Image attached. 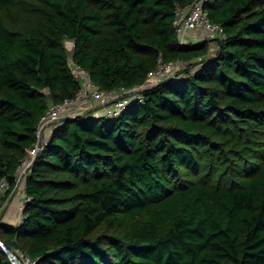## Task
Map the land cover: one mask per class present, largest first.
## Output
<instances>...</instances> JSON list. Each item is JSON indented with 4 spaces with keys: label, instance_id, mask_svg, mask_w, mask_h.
Instances as JSON below:
<instances>
[{
    "label": "trees",
    "instance_id": "1",
    "mask_svg": "<svg viewBox=\"0 0 264 264\" xmlns=\"http://www.w3.org/2000/svg\"><path fill=\"white\" fill-rule=\"evenodd\" d=\"M194 1L0 0L5 196L49 102L80 88L67 38L105 89L143 83L159 57L195 59L117 115L54 126L26 178L23 221L0 220L36 264H264V0H201L226 31L205 56L206 39L177 34L178 10ZM8 9L32 27L11 25ZM231 144L248 155L229 157ZM207 159L218 174L234 164L236 182ZM0 264H11L1 249Z\"/></svg>",
    "mask_w": 264,
    "mask_h": 264
},
{
    "label": "built area",
    "instance_id": "2",
    "mask_svg": "<svg viewBox=\"0 0 264 264\" xmlns=\"http://www.w3.org/2000/svg\"><path fill=\"white\" fill-rule=\"evenodd\" d=\"M178 38L181 43H186V38L192 31H205L212 37L223 38L226 34L224 25L215 22L209 16L207 9L201 0H195L189 7L178 10V18L175 21ZM70 39V45L66 41ZM68 51L69 65L71 71L79 79L80 88L75 97H67L62 101H50L46 112L42 115L37 126V141L28 149L27 156L22 160L17 170L16 184L13 191L5 196L9 186L6 179L1 180L0 194V220H2L1 209L5 202L7 206L16 197L17 208L20 212L14 224H20L24 218V207L29 199L26 189V178L32 170L37 155L44 147L52 134L54 126L65 117L78 116L92 112L94 115L114 116L122 112L136 98L142 99L138 90L134 87L119 86L105 89L93 79L90 71L78 63L73 52L76 46L74 39L65 40ZM181 60L164 61L159 57L157 66L148 72L147 85L152 86L169 76H176L182 67ZM146 86V87H149ZM0 249L8 256L11 264H36L34 258L26 250L9 244L0 234Z\"/></svg>",
    "mask_w": 264,
    "mask_h": 264
},
{
    "label": "rangeland",
    "instance_id": "3",
    "mask_svg": "<svg viewBox=\"0 0 264 264\" xmlns=\"http://www.w3.org/2000/svg\"><path fill=\"white\" fill-rule=\"evenodd\" d=\"M27 1H28V3L30 5H33L34 3H36L35 0H27ZM8 11H9V15H7V16L9 17V21H10L11 25H13V26H21L23 28H30V27H32L31 24H33V21H34L33 18H31L30 16L28 17L27 15L24 16L23 14L22 15H16L15 14V12H16L15 10L14 11L11 10V12H10V10L8 9ZM18 18H20V20H22V21H19ZM217 38L218 37H212L211 35H209L205 31L196 30V31H192V32L189 33V36H187L186 41L187 42H191V41L194 42V41L206 39L207 42H208V50L204 52V55H201V56H205L206 54H212L215 51V48H216L217 43H218L215 39H217ZM70 42H71L70 39H68L66 41L67 49L69 47L68 45H70ZM64 46H65V49H66L65 42H64ZM190 61H195V59L188 60V61L181 60V62H182L181 64L183 66L186 63H190ZM146 86H149V85H147V77L144 79V82L143 83L137 84L135 86L136 87L135 89L138 90V92H137L138 94H141L142 95V90ZM240 151H242L245 154V156H247L249 149H242L240 146H238L236 144H233V145L231 144V145H227V151H226L225 154H227L229 157H232L235 152H240ZM208 169H209V172L217 171L216 170V167L213 165V163L209 159H207L206 169L205 170L208 171ZM214 173H216L215 174V178H217L218 175H219V177L223 181H226L228 183L234 182V181L236 182V177H238V172L236 171V166L234 164H232V163H231V165H228L227 167H225V169L221 173H219V174H218V172H214ZM11 205H12V201L9 203L8 206H7V203L6 202L3 205L2 209H1V216L3 218L2 220L8 221V220H11L12 219V218H8V212H9L8 211V208ZM12 213H15L17 215V217L20 214L18 208H16Z\"/></svg>",
    "mask_w": 264,
    "mask_h": 264
},
{
    "label": "crops",
    "instance_id": "4",
    "mask_svg": "<svg viewBox=\"0 0 264 264\" xmlns=\"http://www.w3.org/2000/svg\"><path fill=\"white\" fill-rule=\"evenodd\" d=\"M16 208H17V198L15 197L12 200V205L8 208V211H9L8 212V218H12L11 220H8V222H10V223H13V222L15 223L17 220V215L15 213H12Z\"/></svg>",
    "mask_w": 264,
    "mask_h": 264
}]
</instances>
